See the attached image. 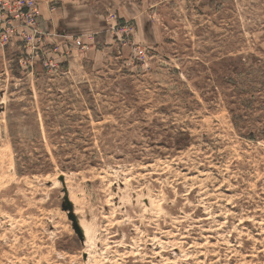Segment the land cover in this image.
Segmentation results:
<instances>
[{
    "label": "rangeland",
    "instance_id": "rangeland-1",
    "mask_svg": "<svg viewBox=\"0 0 264 264\" xmlns=\"http://www.w3.org/2000/svg\"><path fill=\"white\" fill-rule=\"evenodd\" d=\"M39 6L0 50V264H264V0Z\"/></svg>",
    "mask_w": 264,
    "mask_h": 264
},
{
    "label": "built area",
    "instance_id": "built-area-1",
    "mask_svg": "<svg viewBox=\"0 0 264 264\" xmlns=\"http://www.w3.org/2000/svg\"><path fill=\"white\" fill-rule=\"evenodd\" d=\"M40 11L39 0H0V50L17 41L25 52L31 53V57L37 55L46 35L38 24ZM72 42L74 46L82 47L79 38ZM51 48L55 56L46 58L43 62L46 68H56L61 62L58 44L52 43ZM65 54H68L67 48Z\"/></svg>",
    "mask_w": 264,
    "mask_h": 264
},
{
    "label": "water",
    "instance_id": "water-1",
    "mask_svg": "<svg viewBox=\"0 0 264 264\" xmlns=\"http://www.w3.org/2000/svg\"><path fill=\"white\" fill-rule=\"evenodd\" d=\"M72 219L74 220V222L76 223V220H75V218H73L72 217ZM77 226V225H76ZM76 231H77V233H79L80 234V232H79V229L76 227Z\"/></svg>",
    "mask_w": 264,
    "mask_h": 264
}]
</instances>
